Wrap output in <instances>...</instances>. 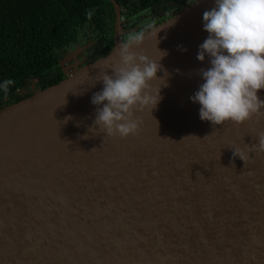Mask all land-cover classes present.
Instances as JSON below:
<instances>
[{
  "label": "water",
  "instance_id": "1",
  "mask_svg": "<svg viewBox=\"0 0 264 264\" xmlns=\"http://www.w3.org/2000/svg\"><path fill=\"white\" fill-rule=\"evenodd\" d=\"M110 1L105 53L81 63L89 46L72 44L58 61L63 79L0 109V264H264V152L243 162L229 148L255 142L264 109L213 128L189 100L208 67L196 53L213 0L145 32L142 21L135 36ZM125 46L152 60L167 54L150 81L161 98L135 113L136 135L120 139L89 131L90 97Z\"/></svg>",
  "mask_w": 264,
  "mask_h": 264
},
{
  "label": "clouds",
  "instance_id": "2",
  "mask_svg": "<svg viewBox=\"0 0 264 264\" xmlns=\"http://www.w3.org/2000/svg\"><path fill=\"white\" fill-rule=\"evenodd\" d=\"M202 28L207 36L198 45L196 59L203 62L207 57L208 67L200 69L202 82L189 100L199 105L198 118L213 128L229 122L240 125L264 109V98L258 96L264 89V0H213L202 13ZM159 53V59L152 60L122 47L119 66L99 79L102 87L90 97L96 127L89 131L120 139L136 135L140 121L135 113L152 111L161 98L159 88L153 92L150 84L160 79L158 61L167 53ZM254 141L243 148L229 147L232 155L245 162L251 151L264 152V128L257 130Z\"/></svg>",
  "mask_w": 264,
  "mask_h": 264
},
{
  "label": "trees",
  "instance_id": "3",
  "mask_svg": "<svg viewBox=\"0 0 264 264\" xmlns=\"http://www.w3.org/2000/svg\"><path fill=\"white\" fill-rule=\"evenodd\" d=\"M116 1L122 10L126 9V15L131 12L128 9L136 10L134 6H156L162 2ZM109 16H114L110 0H0V84L11 82L6 88L0 87V109L23 99L17 90L32 77L47 84L42 89L63 79L61 71L50 81L45 75L77 43L79 29L86 25L104 32Z\"/></svg>",
  "mask_w": 264,
  "mask_h": 264
},
{
  "label": "flooded vegetation",
  "instance_id": "4",
  "mask_svg": "<svg viewBox=\"0 0 264 264\" xmlns=\"http://www.w3.org/2000/svg\"><path fill=\"white\" fill-rule=\"evenodd\" d=\"M132 2H135V1H132ZM192 2H193L192 0H162V2L156 6L155 5H152V6L143 5L144 7L140 6V8L137 6H134L136 10L128 9L131 11L130 14L128 15H126L127 13L123 12L126 9L122 10V8L119 6L121 28L123 30L128 28V21L132 19H136V21L141 20L139 22V25L143 21L144 26L142 28L143 29L142 32H145L147 29H150L152 25L154 26L155 24H157V22L161 23L167 20L168 18H171L177 12L189 6ZM169 5H172L170 9L167 8ZM182 5L183 7L179 9L178 6H182ZM113 13H114V9H113ZM114 17H115V14L113 18L109 16L106 19L104 32H101L98 28H93V27L84 25V27H82L81 29L77 31V38H76L77 42H79L78 36L80 37L84 36L90 41L97 42L99 40H102L105 44H107V48H110L111 44L113 43V39H114V31H115ZM140 30L141 29L137 28L136 32L141 33L139 32ZM104 51H105V46L103 48V52ZM54 68H56V70H52ZM52 69L51 71H47L45 75L48 81L56 77L54 74L57 73L58 71H61L62 75L64 76L62 68L58 66V62H57V66L52 67ZM44 86H47V84H45L41 78L32 77L25 83L24 86H22L20 89L17 90V93L20 96V98H25V97L32 95L35 91L42 89Z\"/></svg>",
  "mask_w": 264,
  "mask_h": 264
},
{
  "label": "rangeland",
  "instance_id": "5",
  "mask_svg": "<svg viewBox=\"0 0 264 264\" xmlns=\"http://www.w3.org/2000/svg\"><path fill=\"white\" fill-rule=\"evenodd\" d=\"M140 21H136V19H132V20L128 21V31H130L131 36H135L136 35V34H134V32H136L135 31V30H137L136 26H137V24L139 25ZM126 30H127V28H126ZM139 32H141V30ZM78 38H79V42H77V43L81 47L84 46V45L85 46H89V47L83 48V51L79 54V57L82 58L81 59V63H84L86 57L89 56V54H92L94 51H95V53L97 55L96 57L101 56V53H102L103 48L105 46V43L102 40H99V41L96 42V41H90L84 36L83 37L78 36ZM124 39H127V37L125 35H124Z\"/></svg>",
  "mask_w": 264,
  "mask_h": 264
}]
</instances>
